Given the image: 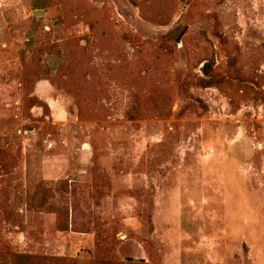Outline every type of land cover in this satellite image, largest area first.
Returning a JSON list of instances; mask_svg holds the SVG:
<instances>
[{"label": "rangeland", "instance_id": "obj_1", "mask_svg": "<svg viewBox=\"0 0 264 264\" xmlns=\"http://www.w3.org/2000/svg\"><path fill=\"white\" fill-rule=\"evenodd\" d=\"M0 264H264V0H0Z\"/></svg>", "mask_w": 264, "mask_h": 264}, {"label": "water", "instance_id": "obj_2", "mask_svg": "<svg viewBox=\"0 0 264 264\" xmlns=\"http://www.w3.org/2000/svg\"><path fill=\"white\" fill-rule=\"evenodd\" d=\"M44 15V12H42V11H38V12H35L34 13V16L35 17H41V16H43Z\"/></svg>", "mask_w": 264, "mask_h": 264}, {"label": "trees", "instance_id": "obj_3", "mask_svg": "<svg viewBox=\"0 0 264 264\" xmlns=\"http://www.w3.org/2000/svg\"><path fill=\"white\" fill-rule=\"evenodd\" d=\"M210 73V70L208 69L207 71H206V74H209Z\"/></svg>", "mask_w": 264, "mask_h": 264}]
</instances>
